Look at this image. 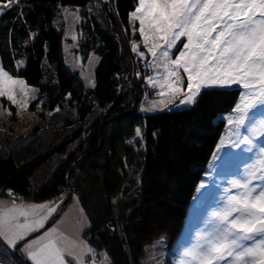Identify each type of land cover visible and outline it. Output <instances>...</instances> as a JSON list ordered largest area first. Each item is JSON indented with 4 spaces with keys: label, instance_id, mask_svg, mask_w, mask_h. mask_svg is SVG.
Masks as SVG:
<instances>
[{
    "label": "trees",
    "instance_id": "obj_1",
    "mask_svg": "<svg viewBox=\"0 0 264 264\" xmlns=\"http://www.w3.org/2000/svg\"><path fill=\"white\" fill-rule=\"evenodd\" d=\"M24 3L23 17L15 6L0 14V63L38 89L45 112L28 137L0 141V194L10 188L40 201L70 189L90 220L84 236L97 252L106 249L114 264H143L146 249L164 237L152 254L170 264L197 186L226 133L223 116L239 99L238 86L204 91L194 106L143 112L144 82L130 86L132 60L124 58L126 43L123 54L119 38V32L129 35V13L138 0H115L114 13L105 0ZM91 3H102L106 21L90 14L84 23L79 51L99 57L94 87L86 89L65 65L57 18L60 7ZM58 105L60 111L48 115ZM137 126L144 140L129 145Z\"/></svg>",
    "mask_w": 264,
    "mask_h": 264
},
{
    "label": "snow or ice",
    "instance_id": "obj_2",
    "mask_svg": "<svg viewBox=\"0 0 264 264\" xmlns=\"http://www.w3.org/2000/svg\"><path fill=\"white\" fill-rule=\"evenodd\" d=\"M14 6L19 8L17 17H23L24 0H0V14ZM129 16L133 24L139 22L143 47L153 58L150 67L156 75L146 79L161 89L159 103L143 110L175 106L177 98L179 104L194 106L204 91L229 90L236 85L239 99L223 116L226 134L220 136L204 175L211 177L218 162L219 167L224 166L228 153H220L225 146L255 155V159L248 156L250 162H241L242 171L223 189L222 205L208 213L204 227L196 231L190 244L180 245L173 254L174 264H264V144L260 143L264 139V0H138ZM182 37L186 41L176 55L173 50ZM131 50L145 56L135 41ZM182 73L186 74V87ZM37 94L24 78L13 76L0 64V97L16 107V116L35 118L36 113L27 110ZM59 111L58 105L48 115ZM5 113L13 114L0 107V118ZM144 135L140 126L135 127L127 144L143 141ZM206 188L201 180L196 190ZM7 193L10 200L0 199V264L6 259L9 264H114L106 249L97 252L88 240L71 239L55 226L32 236L54 218L67 199L79 202L70 189L38 204L25 203L10 188ZM119 199V195L112 198L114 208ZM76 224L77 235L91 230L82 208ZM111 230L115 232L114 227ZM164 244L161 237L146 249L149 256L143 264H162L152 252Z\"/></svg>",
    "mask_w": 264,
    "mask_h": 264
},
{
    "label": "rangeland",
    "instance_id": "obj_3",
    "mask_svg": "<svg viewBox=\"0 0 264 264\" xmlns=\"http://www.w3.org/2000/svg\"><path fill=\"white\" fill-rule=\"evenodd\" d=\"M105 1L107 2L106 5L108 6V8L110 7V5L113 6L110 9L112 11L115 8V0H105ZM101 4L99 5V3H91L86 8L71 7V6L60 7L59 16L57 18V22L58 24H60L59 27L61 28L63 33L62 47H63V57H64L65 65L72 73L78 75V79L81 80V82L83 83L86 89L94 87L95 69L99 57L97 54H95V52H90V55L88 57L84 56V54L79 51L81 46L80 42L81 39L83 38V34L85 33L84 23L88 19L87 15L95 14L96 16L101 18L102 21H106L105 17L103 16L105 14L104 12L105 7H103V5ZM65 9L68 10L67 13L65 12ZM130 25H131V29L129 35H127L126 32H124L125 34L124 33L120 34L119 32V38L122 43L123 54L125 51L124 43H126V48H127L126 56L124 58L132 60L131 63L132 76H130V74L127 73L128 74L127 80L130 82V86L135 81L138 82L140 80L144 82L143 92L140 100V109L143 112H151V111H144L143 109L150 107L154 102L157 104L159 103V101L161 100V96L159 95L161 89L158 86L154 87L146 79V77L155 76L156 70L150 67L153 58L151 54L148 53L147 50L143 47V40L138 32L139 22L137 21L135 22V24L130 22ZM134 27L137 29L135 33L133 32ZM133 41H135V43H137L140 46V51L145 52L144 57H140L138 53L132 52L131 44ZM182 41H186V38L182 37L181 41L177 42V48L173 50L176 55L179 54L178 51L179 48H182L183 46ZM174 58L175 56H173V59ZM159 71L163 72L162 69H160ZM182 75H184V81H185L184 87H186V74L182 73ZM133 77H135V80H133ZM41 102L42 101H40V94L38 91L37 98L30 101V106L29 109L27 110L28 113L35 112L36 113L35 118H30V116L26 114L24 118L21 119L20 117L15 115L16 107L14 105H11V103L7 100L6 97H0V107H2L5 110L11 109L13 113L10 117L7 116V114L5 113V116L0 118V141L5 140L4 143H6L7 140L15 141L17 136L28 137V134L33 133L34 129H36L38 124H40L38 122L42 118V113L45 112L42 106L43 103ZM178 103H179V98H177L175 105H177ZM38 104L41 105L40 110L37 109ZM170 105L173 104H169L168 106ZM181 106H183V104ZM164 108L165 107H157L154 111L163 110ZM260 143L264 144V139H261ZM225 153H228V155L226 157V163L224 164V166L222 168L219 167L218 166L219 162H218V165L216 166L215 170L212 171L211 177H205L204 174L202 176V180H205L207 188L202 189L200 192H197L194 203L188 213L187 223L186 225H184V228L182 229L179 235V238L181 240L179 244H177L176 246L178 250L180 249V245L182 243L187 246L192 242L198 228L201 225H202L201 228L204 227V221L206 220L208 213L211 210L218 208L222 205L223 189L228 187L227 181L233 175L238 174L240 171H242L243 164L241 162L248 161L249 155H253V159H255L254 154L242 152L241 149L230 148L229 146H225L222 149L220 155L224 156ZM208 170H209V165L204 170V173L205 171ZM217 173H220V175H217ZM35 177L40 178L39 175ZM74 194L78 196L76 193ZM0 199L2 200L11 199V197L7 193V190L4 191L2 194H0ZM22 199L25 203H37V204L54 200L52 199V200L35 201V200L27 199L25 197H23ZM68 200H66V202L63 205H61L60 209H62L63 206L65 207L62 210V212H60L57 219H56V215L59 213L60 209H58L57 213L53 214L54 218H50L45 223L44 228L38 229L35 233L32 234L33 237L37 235H42L49 228L55 226L60 230V232L64 233L67 237L71 239L87 240V238L84 236L86 229L82 233L77 235L78 225L76 224V219L78 216H80L81 208L83 209L84 214L86 216L87 214L84 208L82 207L80 200L78 203L73 199H71L69 202ZM17 202H19V200ZM65 213L67 214L65 215ZM172 256L173 255L169 256L168 258L171 259L173 258ZM171 261H172L171 263L174 264V259ZM5 264H9L8 259L5 260Z\"/></svg>",
    "mask_w": 264,
    "mask_h": 264
},
{
    "label": "water",
    "instance_id": "obj_4",
    "mask_svg": "<svg viewBox=\"0 0 264 264\" xmlns=\"http://www.w3.org/2000/svg\"><path fill=\"white\" fill-rule=\"evenodd\" d=\"M67 200H68V199H67ZM64 207H65V206H63L62 208L64 209ZM61 210H62V209H60V211H59V213H58V214H60Z\"/></svg>",
    "mask_w": 264,
    "mask_h": 264
},
{
    "label": "bare ground",
    "instance_id": "obj_5",
    "mask_svg": "<svg viewBox=\"0 0 264 264\" xmlns=\"http://www.w3.org/2000/svg\"><path fill=\"white\" fill-rule=\"evenodd\" d=\"M62 210H63V208H62ZM62 210H61V212H62ZM58 215H59V214L56 215V219H57Z\"/></svg>",
    "mask_w": 264,
    "mask_h": 264
}]
</instances>
